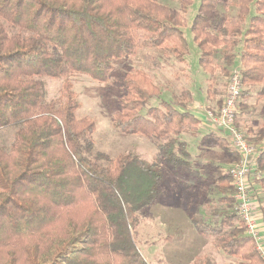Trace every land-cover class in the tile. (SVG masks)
Returning <instances> with one entry per match:
<instances>
[{
	"label": "trees",
	"instance_id": "trees-1",
	"mask_svg": "<svg viewBox=\"0 0 264 264\" xmlns=\"http://www.w3.org/2000/svg\"><path fill=\"white\" fill-rule=\"evenodd\" d=\"M193 1L179 0L178 9L160 0H0V131L15 132L12 143V136L0 143V264H149L134 228L171 173L199 234L237 257L236 264H264L234 196L231 169L241 154L224 131L211 130L200 145L216 149L221 162L198 170L183 138L201 133L192 90L150 105L163 88L145 69L124 63L136 58L151 69L184 63L190 53L184 15ZM190 29L203 74L218 67L230 77L239 68L238 110L248 112L254 90L264 98V0H201ZM78 76L114 83V125L155 140L151 159L96 149L95 123L77 113L71 81ZM47 77L64 79L60 96L47 98ZM211 86L205 107L217 112L226 92ZM248 131L250 144L262 143L264 126ZM253 176L250 190L264 224V148Z\"/></svg>",
	"mask_w": 264,
	"mask_h": 264
},
{
	"label": "rangeland",
	"instance_id": "rangeland-1",
	"mask_svg": "<svg viewBox=\"0 0 264 264\" xmlns=\"http://www.w3.org/2000/svg\"><path fill=\"white\" fill-rule=\"evenodd\" d=\"M160 1L180 8L179 0ZM200 1L194 0L184 15L186 22L183 30L190 46V53L186 56L184 63L165 69H151L136 58L124 62L129 67L145 69L163 88L162 96L159 99H152L150 105H160L162 100L174 101L175 95L179 94L182 88H190L193 92L194 102L190 104V107L196 102L202 103V106L205 105L206 91L210 85L217 88L219 92L225 91L227 94L226 81L229 76H220L218 67L215 73L208 75L209 77L203 74L200 69V50L193 40L190 29L198 12ZM252 13H254L253 6ZM124 69L126 68H122V70ZM64 82V79L47 77V98L60 96L63 92ZM71 83L72 91L80 103L78 115L88 117L96 125L94 139L97 150L105 151L113 157L122 152H131L146 159H151L154 156L157 151L155 140L147 139L141 135L125 134L115 127L113 118L118 108L119 97L118 89L112 81L101 83L88 76H78L72 78ZM252 94L246 100L249 111L243 113L238 110L240 130L248 137L253 135L248 131L249 128L260 131L264 126V98H257L255 90ZM8 129L12 131L6 129L0 131V143L2 144H9L11 136V143L14 140V129ZM213 130L222 133L216 128ZM203 133L197 136L183 135L198 170H202L203 165L206 167L209 163L218 164L221 162L216 149L208 150L200 145ZM252 145L256 146L257 152L264 148L262 143ZM214 170V167L209 168L211 174ZM252 181L256 186L255 177H252ZM208 185V182L207 185L204 184L203 189ZM182 191L179 178L171 173L162 186L163 196L138 213L139 221L134 228V236L145 259L149 264H199L198 262L206 260H210L214 264H236L239 261L237 257L223 254L216 247L212 237L199 234L193 227L188 215L182 210L180 198ZM258 210L261 211L260 205L256 201V217L264 229V224L261 222L263 212L259 213Z\"/></svg>",
	"mask_w": 264,
	"mask_h": 264
},
{
	"label": "built area",
	"instance_id": "built-area-1",
	"mask_svg": "<svg viewBox=\"0 0 264 264\" xmlns=\"http://www.w3.org/2000/svg\"><path fill=\"white\" fill-rule=\"evenodd\" d=\"M242 92L241 73L235 68L229 77L227 94L224 104L217 112L201 106L205 118L209 124L218 130L224 131L229 137L233 148L241 154L231 169L235 199L237 201L238 214L245 223L247 233L257 244L261 257L264 259V232L256 217L255 202L250 190V174L256 167V148L248 142L241 130L236 126L238 104ZM254 177V176H253Z\"/></svg>",
	"mask_w": 264,
	"mask_h": 264
},
{
	"label": "crops",
	"instance_id": "crops-1",
	"mask_svg": "<svg viewBox=\"0 0 264 264\" xmlns=\"http://www.w3.org/2000/svg\"><path fill=\"white\" fill-rule=\"evenodd\" d=\"M205 104V103H204ZM201 106H202V103H200V102H196V103H194V105L193 106H191V110L200 118V120H201V123H200V125L198 126V128H199V130H200V132L202 133V132H204V133H207V132H209V131H211V130H213V127L209 124V122L206 120V118H205V114H204V112H203V110H202V108H201ZM208 126V127H207ZM203 133V134H204ZM262 144H264V140L262 141ZM256 148V147H255ZM256 153H257V155L259 154V152H257L256 151ZM204 166V165H203ZM250 183H254L253 181H252V177L250 178ZM161 196H163V192H162V195ZM180 198H181V204H182V210L184 211V212H186V210H185V206H184V201H183V194H182V192H181V194H180ZM160 199V198H159ZM259 207V206H258ZM258 212L260 213L261 211L260 210H258ZM258 213V214H259ZM186 214H187V212H186ZM256 215H257V212H256ZM189 217V216H188ZM189 220L191 221V219H190V217H189ZM262 222V221H261ZM191 224L193 225V223H192V221H191ZM263 224V223H262ZM193 227H194V225H193ZM195 228V227H194ZM196 229V228H195ZM262 230H263V232H264V229L262 228Z\"/></svg>",
	"mask_w": 264,
	"mask_h": 264
}]
</instances>
